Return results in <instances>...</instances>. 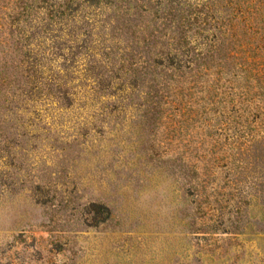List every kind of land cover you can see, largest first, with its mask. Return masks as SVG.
<instances>
[{
  "label": "rangeland",
  "instance_id": "rangeland-1",
  "mask_svg": "<svg viewBox=\"0 0 264 264\" xmlns=\"http://www.w3.org/2000/svg\"><path fill=\"white\" fill-rule=\"evenodd\" d=\"M24 3L0 0V67L27 49L11 24ZM235 3L229 61L253 50L264 67V0ZM77 66L80 75L86 64ZM22 79H0V264H264V193L246 192L251 180L231 166L209 177L186 118L104 114L113 100L92 86L77 88L72 109L32 108L20 104Z\"/></svg>",
  "mask_w": 264,
  "mask_h": 264
},
{
  "label": "trees",
  "instance_id": "trees-1",
  "mask_svg": "<svg viewBox=\"0 0 264 264\" xmlns=\"http://www.w3.org/2000/svg\"><path fill=\"white\" fill-rule=\"evenodd\" d=\"M235 4L25 0L11 24L27 49L17 51L12 66L2 64L0 79L10 85L20 71V104L32 108L46 100L72 109L77 88L92 86L93 97L113 100L101 103L104 114L136 107L141 114L184 117L197 130L195 152L209 177L231 166L240 181L260 178L246 192L264 193V67L253 50H241L240 63L229 61L228 47L237 45L230 33L242 15ZM55 59L63 60V72L53 69ZM82 61L86 68L77 75ZM17 108L16 100L5 110ZM5 142L10 148L12 141Z\"/></svg>",
  "mask_w": 264,
  "mask_h": 264
}]
</instances>
